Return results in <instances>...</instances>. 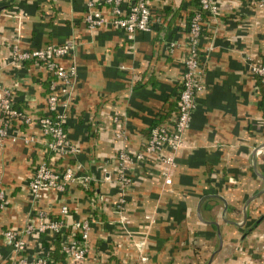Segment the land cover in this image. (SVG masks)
I'll return each instance as SVG.
<instances>
[{
	"label": "crops",
	"instance_id": "1",
	"mask_svg": "<svg viewBox=\"0 0 264 264\" xmlns=\"http://www.w3.org/2000/svg\"><path fill=\"white\" fill-rule=\"evenodd\" d=\"M214 1L216 14L202 16L203 88L185 144L175 153L172 184L164 186L159 164L151 159L129 164L125 228L116 221L119 188L104 176L112 174L120 145L136 151L154 124L172 127L187 50L185 18L197 0H149L152 16L162 19L132 39L113 25L89 29L83 19L86 0L0 1V86L14 85L18 107L44 112L53 76L40 61L6 63L11 45L77 42V80L66 130L78 146L74 158L59 157L47 149L37 122L22 125L25 131L13 127L36 139L24 143L6 136L0 145V229L35 222L40 209L58 217L67 204L68 220L93 217L97 209L103 213V219H93L86 264H264V152H254L264 144V84L245 61L246 54L264 58V2ZM171 40L176 44L170 46ZM71 60L60 58L64 64ZM115 115L124 140L114 136ZM73 159L96 177L94 193L72 183L64 191L45 188L33 200L28 181L37 163L62 167ZM56 235L27 234L26 254L49 249L52 261L60 246ZM63 258L57 263L64 264ZM0 264H14L2 236Z\"/></svg>",
	"mask_w": 264,
	"mask_h": 264
},
{
	"label": "built area",
	"instance_id": "2",
	"mask_svg": "<svg viewBox=\"0 0 264 264\" xmlns=\"http://www.w3.org/2000/svg\"><path fill=\"white\" fill-rule=\"evenodd\" d=\"M197 2L187 29L184 70L181 75L178 107L172 127L154 124L149 130L148 139L136 151L130 150L124 144L120 145L115 154L112 174L104 176L106 180L115 181L119 188V195L114 203L116 211H118L116 221L124 228L126 224V216L123 213L126 203L125 195L132 181L129 164L133 162L147 163L150 159L153 160L152 162L159 164L157 171L163 179L164 186H170L177 163L175 153L185 144L196 96L203 88L205 55L202 54L200 47L202 16L204 13L215 15L217 11L214 0H197ZM263 2V0L256 1L258 5ZM83 19L89 29L105 24L113 25L121 28L128 39H132L140 31L151 30L153 24L161 21L162 18L158 15L152 16L149 0H86ZM174 44H176L174 40L169 42L170 46ZM76 45L77 42L73 38L61 43L48 42L32 48H21L18 42L11 45L9 55L5 56L6 63L35 59L45 66L53 78L49 84L50 92L45 97V112L37 118L15 104L13 84L0 86V145L6 136L13 140L21 139L24 143L33 142L36 139L34 135H19L13 132V123L37 122L40 134L49 151L59 157L72 159L76 156L78 146L66 130V120L74 100V88L77 80V65L73 59ZM65 56L72 58L68 64L60 61V58ZM245 61L249 70L256 74L260 82L264 84V58L246 54ZM113 123L115 138L124 140L126 132L122 128L121 119L115 115ZM263 152L264 146L255 149V154ZM96 180V177L82 172V164L77 160L73 159L62 167H57L47 160H41L37 163L34 173L28 181V190L33 200L37 201L42 197L45 188L64 191L72 183L89 187ZM3 200L4 190L1 187L0 178V206L3 205ZM69 211V206L62 204L60 216L49 217L45 210L40 209L35 222L29 220L21 228L0 229V236L14 253V264H48L51 260L49 249L36 254H26L25 236L35 231L60 235V248L64 253V264H86L91 247L90 233L95 218L89 215L68 220ZM92 215L94 216V214Z\"/></svg>",
	"mask_w": 264,
	"mask_h": 264
},
{
	"label": "trees",
	"instance_id": "3",
	"mask_svg": "<svg viewBox=\"0 0 264 264\" xmlns=\"http://www.w3.org/2000/svg\"><path fill=\"white\" fill-rule=\"evenodd\" d=\"M198 3V2H197ZM194 11H195V9L194 10H191L190 12H188V14H187V16H186V29H188L189 28V23H190V17L192 16V14L194 13ZM32 60H35V59H30V61H32ZM26 61H29V60H26ZM35 61H37V60H35ZM47 89H48V91L46 92V95L50 92V89H49V85H47ZM28 112H30V113H32L33 114V116H34V118H37L39 115H42L44 112H45V110H44V112H42V113H37V112H33V110H31V109H26ZM13 127L14 128H19V129H21V131L23 130L22 129V127L24 126V125H27V124H25V123H21V122H19L18 124L17 123H13ZM23 125V126H22ZM23 131H25V130H23ZM95 183H92V185L91 186H89V187H85V190L89 193V194H92V193H94V191H95ZM95 219H103V213H102V211L101 210H96L95 211V213H94V216H93ZM56 235V234H55ZM57 236V235H56ZM50 253H51V251H50ZM53 253H54V255L55 256H53V260L52 261H50L48 264H58L57 263V259H59V258H63L64 257V253L62 252V250H61V248H60V246L59 247H55V249L53 250Z\"/></svg>",
	"mask_w": 264,
	"mask_h": 264
},
{
	"label": "water",
	"instance_id": "4",
	"mask_svg": "<svg viewBox=\"0 0 264 264\" xmlns=\"http://www.w3.org/2000/svg\"><path fill=\"white\" fill-rule=\"evenodd\" d=\"M259 146H264V144H262V145H258V146H255V148H254V152H255V149H257ZM254 166H255V164L253 163V167H254ZM248 200H249V198H247V199L244 201L243 205H242L243 218L245 217V205H246V203L248 202ZM217 234H218V236H219V232H217ZM219 246H220V241H219V243H218V247H219ZM212 254H213V252L210 254V256H209V258H208V260H207V263L210 261Z\"/></svg>",
	"mask_w": 264,
	"mask_h": 264
}]
</instances>
